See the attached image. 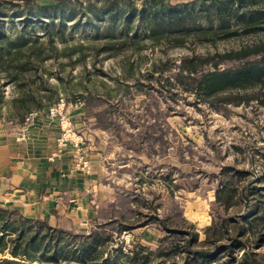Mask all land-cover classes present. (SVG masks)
<instances>
[{"label":"rangeland","instance_id":"1","mask_svg":"<svg viewBox=\"0 0 264 264\" xmlns=\"http://www.w3.org/2000/svg\"><path fill=\"white\" fill-rule=\"evenodd\" d=\"M36 1L45 5L54 0ZM136 1L140 4V0ZM256 1L258 3L252 7L235 6L234 10L225 14L218 12L215 6L197 0H172V8L160 19L168 22L166 19L174 14L182 15L183 19L175 27L162 23L164 30L154 34L153 28L147 26L146 17L128 16L125 12L96 16L78 6L64 12L38 8L30 14L31 20L24 28L19 18H5L4 33L12 41L37 43L35 55L44 58V61L42 64L36 61L27 64L18 82L24 91H34L37 96L43 97L44 104L49 99L58 98L59 101L63 99L66 106H80L82 95L92 91L111 101L125 102L140 113L141 97L128 101L125 94L134 83L140 87L147 85L146 75L160 64L168 62L178 66L186 56L225 54L263 43L264 1ZM16 86L17 82L6 86L4 98L0 99V134L3 132L9 137L19 133L12 124L13 110L9 103L16 96ZM262 92L264 78L254 80L245 88L230 90L227 94L251 98ZM159 105L162 109L167 107L163 101ZM172 106L176 109L175 114L167 121L184 148L182 155L185 163L179 162L174 156L176 149L170 147L171 157L157 159L159 164L169 165L168 168H143L140 172L135 170L121 177H116L114 171L122 166L115 161L116 152L120 150L109 151L108 134L94 129L93 119L83 120L87 129L100 133L106 146L110 176L104 185L113 194L102 204L112 202L118 188L130 189L146 203L142 218L132 223L124 222L132 226L131 231L111 234L105 244L107 256L115 248L128 250L136 244L153 252L169 245L171 237L161 221L171 228L195 232L199 234V241H203L204 230L223 218L228 221L230 235H236L237 225H242L246 233L243 238L249 239L247 247L264 254V244L257 248L258 242H255L249 228L251 223L256 234L264 233V106L253 100L249 104L230 108L225 115L214 111L194 94L180 96L179 103H171ZM48 109L33 110L31 113L41 114L30 125L40 121ZM141 159L144 164H150L145 156ZM172 167L175 168L173 172L170 170ZM170 171L171 179H168L166 176ZM227 175H234L238 181L225 179ZM220 184H231L235 189L234 202L227 210L216 202L215 194ZM144 221L146 224L140 226ZM96 225L94 222L82 230H73L69 226L58 228L72 230L75 235H87ZM224 236L227 237V234ZM79 241L78 237L65 238L62 245L66 248V255L62 260L77 264L74 252ZM242 254L243 251L238 253V260ZM121 262L129 264L130 260L123 258Z\"/></svg>","mask_w":264,"mask_h":264},{"label":"trees","instance_id":"2","mask_svg":"<svg viewBox=\"0 0 264 264\" xmlns=\"http://www.w3.org/2000/svg\"><path fill=\"white\" fill-rule=\"evenodd\" d=\"M172 0H55L40 5L36 0H0V99L4 98V88L17 82L16 96L11 99L13 110L12 121L15 130L24 127L26 117L33 110L41 111L58 103L59 99L43 103V97L34 91H24L18 82L19 75L24 72L30 62L43 63L44 58L35 55L37 43L12 41L5 35L4 19L19 18L23 28L31 20L30 14L38 8L58 12L78 6L85 8L96 16H107L115 12H125L128 16L146 17L147 26L153 28V34L163 31L162 23L176 26L182 15L174 14L160 19L172 8ZM202 4L216 7L218 12L229 13L234 7L254 6L256 0H197ZM264 1V0H260ZM261 3V2H260ZM5 41V42H4ZM6 44V46H4ZM166 73V75H164ZM264 78V42L253 47H243L239 51L213 56L193 55L181 59L180 65L168 62L160 64L154 71L146 75L147 85L140 87L134 83L125 94L128 101L141 97L140 113L125 102H114L95 92L88 91L81 97V105L85 108L84 121L94 120L93 128L104 131L109 136L108 150L119 149L115 161L122 164L114 169L116 177L124 173L132 174L143 168L158 170L167 165L158 163L171 157L170 147L176 149V158L184 164L183 151L177 133L168 123L176 109L171 103L178 104L179 97L184 94H194L214 111L227 114L230 108L240 107L256 100L264 106V92L256 97L228 95L230 90L245 88L253 81ZM167 107L162 109L160 102ZM191 151L190 148H188ZM150 160L146 165L141 157ZM140 165V166H139ZM173 172L174 167L170 168ZM166 176L171 179V173ZM140 172V171H139ZM140 174V173H139ZM235 174V173H234ZM238 175L242 174L237 172ZM236 175V174H235ZM165 177V178H166ZM232 182L238 179L227 175ZM118 188V187H116ZM234 188L231 184H220L216 191V202L227 210L234 202ZM146 203L130 189L116 191L112 202L101 204L96 208V226L91 233L77 234L72 230L53 227L42 219H29L18 211L0 206V264H70L62 257L66 248L62 245L65 238L81 239L76 251L77 264H123L121 259L128 258L129 264H264V254L254 252L247 247L248 238L242 225H237V234L230 235L228 221L223 218L212 223L204 230L205 239L199 241V234L171 228L161 221L164 230L171 237L169 245H163L156 252L142 245H134L128 250L115 248L108 257L105 247L111 234L131 231L132 223L142 218ZM123 221V222H121ZM127 222V223H124ZM126 225H124V224ZM146 224L145 221L140 226ZM122 225V226H121ZM138 226V225H137ZM250 232L254 235L257 248L264 244V233L256 234L253 224H249ZM75 230V228H72ZM249 232V233H250ZM227 234V237L224 236ZM74 236V238H72ZM174 241H177L174 243ZM114 247V246H113ZM112 247V248H113ZM243 251L238 260L237 255ZM7 255L10 258H5ZM155 256V257H153ZM143 258V259H142ZM141 259V260H140ZM158 259L159 261H155ZM132 262V263H131Z\"/></svg>","mask_w":264,"mask_h":264},{"label":"crops","instance_id":"3","mask_svg":"<svg viewBox=\"0 0 264 264\" xmlns=\"http://www.w3.org/2000/svg\"><path fill=\"white\" fill-rule=\"evenodd\" d=\"M65 113L85 137L88 166L79 164L71 146L58 145L60 126L47 119L46 113L34 125L24 126L17 136L2 132L0 206L29 219L45 220L53 227L82 230L93 225L96 208L113 194L104 185L110 167L100 133L87 129L83 122L84 106H66Z\"/></svg>","mask_w":264,"mask_h":264},{"label":"built area","instance_id":"4","mask_svg":"<svg viewBox=\"0 0 264 264\" xmlns=\"http://www.w3.org/2000/svg\"><path fill=\"white\" fill-rule=\"evenodd\" d=\"M66 104L61 99L57 104L53 105L46 111V118L55 121L60 126V135L57 139L60 147L71 146L78 155L79 164L86 168L88 166V159L85 151V138L78 133L74 128L70 119L65 113ZM41 113L33 112L27 115L24 126H28L36 121Z\"/></svg>","mask_w":264,"mask_h":264}]
</instances>
